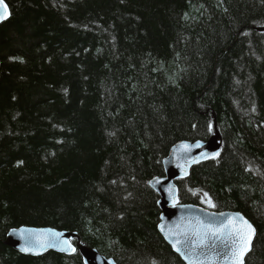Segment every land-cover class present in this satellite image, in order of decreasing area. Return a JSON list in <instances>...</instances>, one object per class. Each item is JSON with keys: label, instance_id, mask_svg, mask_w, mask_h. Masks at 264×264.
I'll return each mask as SVG.
<instances>
[{"label": "trees", "instance_id": "obj_1", "mask_svg": "<svg viewBox=\"0 0 264 264\" xmlns=\"http://www.w3.org/2000/svg\"><path fill=\"white\" fill-rule=\"evenodd\" d=\"M4 2L0 264H82L17 253L20 227L76 233L116 264H184L149 182L214 121L221 150L176 182L179 202L242 213L244 264H264V0Z\"/></svg>", "mask_w": 264, "mask_h": 264}, {"label": "water", "instance_id": "obj_2", "mask_svg": "<svg viewBox=\"0 0 264 264\" xmlns=\"http://www.w3.org/2000/svg\"><path fill=\"white\" fill-rule=\"evenodd\" d=\"M10 15L8 5L0 0V25ZM214 129L215 135L207 141L175 144L163 160L164 176L149 182L159 196L158 233L184 264H244L256 236L255 226L240 212H215L179 202L176 182L187 179L194 166L215 159L221 150L216 121ZM6 244L26 257L38 258L50 252L73 256L77 252L82 264H116L82 244L76 233L49 227L13 229L6 235Z\"/></svg>", "mask_w": 264, "mask_h": 264}, {"label": "snow or ice", "instance_id": "obj_3", "mask_svg": "<svg viewBox=\"0 0 264 264\" xmlns=\"http://www.w3.org/2000/svg\"><path fill=\"white\" fill-rule=\"evenodd\" d=\"M242 219V218H241ZM244 223L247 225V227L249 228V229H251V225L250 224H247V221H244ZM25 250H27V249H25Z\"/></svg>", "mask_w": 264, "mask_h": 264}]
</instances>
